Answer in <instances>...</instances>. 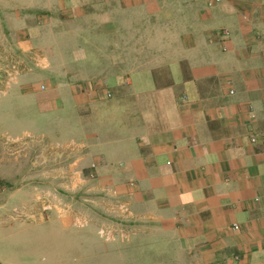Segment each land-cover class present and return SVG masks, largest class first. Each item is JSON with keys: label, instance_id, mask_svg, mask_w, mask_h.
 I'll return each instance as SVG.
<instances>
[{"label": "crops", "instance_id": "1", "mask_svg": "<svg viewBox=\"0 0 264 264\" xmlns=\"http://www.w3.org/2000/svg\"><path fill=\"white\" fill-rule=\"evenodd\" d=\"M205 2L0 0V66H18L25 93L39 72L54 122L23 143L40 147L36 172L0 163L17 184L0 192V264H25L11 241L41 229L36 264H264V0ZM42 194L75 197L87 222L41 213ZM115 199L131 213L119 223L103 217ZM110 223L132 238H75Z\"/></svg>", "mask_w": 264, "mask_h": 264}, {"label": "rangeland", "instance_id": "2", "mask_svg": "<svg viewBox=\"0 0 264 264\" xmlns=\"http://www.w3.org/2000/svg\"><path fill=\"white\" fill-rule=\"evenodd\" d=\"M207 0L205 2L206 6ZM148 7H144L142 10V15L146 16V12H148ZM223 30V29H222ZM225 40H223V43ZM225 47L227 49L226 44L224 43L222 45V49ZM51 51V50H50ZM129 51V50H128ZM223 51V50H222ZM226 51V50H225ZM57 56H54L53 54H47V58L45 60L44 66H53L55 63ZM70 58V56H67ZM73 57V56H72ZM98 56L90 55L89 61L92 62L94 66H101L103 63H105L104 60L98 62ZM127 65H130V61L132 60L133 56L127 55ZM32 63V62H31ZM33 70H41V68L37 67L35 64H31ZM92 66V65H87ZM44 70V69H43ZM8 72H10L9 66L8 68L6 66H0V99L6 98V96L11 97L10 100L15 102V106H12L6 109L0 110V163L6 164V162L11 158L12 162L10 163L12 165V170L10 173V176L16 179L22 178V175H29L31 173H34L37 171V167L34 165V168L30 166L29 170V156H33V154L38 153L40 151V147L33 146V148L29 149L26 144H23L25 142L29 141H35V143H40V137L38 134L43 129L49 128L54 126V122H52L47 117H41L40 109L43 107V100L47 94H50V91H46V89L41 88V86H46L47 84L44 83L42 80H40L41 77L39 76V72L35 73L33 78L30 80V85L25 89L27 92H23L20 88V84L24 83V78L18 77V75L11 79L9 82L8 80ZM38 74V75H37ZM27 81V80H25ZM26 83V82H25ZM10 89V90H9ZM9 90L8 95H4L5 92ZM30 133V135H26V138L22 143L11 145L10 147H7L3 142L5 139L8 140H22L21 137H10V136H18L22 133ZM7 134V135H5ZM9 135V136H8ZM28 137L32 138V140L28 139ZM42 140V139H41ZM43 141V140H42ZM8 155V156H6ZM32 167V169H31ZM4 175V176H3ZM7 175L0 172V184L5 185V190H8L10 187L17 186L16 183L7 184L4 183L3 177ZM22 180V179H21ZM35 187L38 188L37 185ZM39 189V188H38ZM63 194V193H62ZM67 197H70V193L65 194ZM73 196V195H72ZM47 197L49 199V196L47 194ZM74 197V196H73ZM75 198V197H74ZM74 198L72 200L70 198L66 200H61L62 203H66L70 205L72 208L76 209L77 202L74 201ZM58 199V198H56ZM54 199V200H56ZM53 200V201H54ZM38 202V201H37ZM74 205V206H73ZM54 213V212H53ZM55 214V213H54ZM18 216V215H17ZM72 224H69V226H72ZM74 228H77V231L79 230L81 236L75 237L85 240H94V242H101L102 244H113V243H126L128 240L132 238L131 237H119V236H110L109 233L103 232V231H91L89 233L86 232V230L90 228H86L83 226L76 225ZM45 231L44 229L36 230V231H30L26 233L25 235H15L12 239V246L16 252L17 255H20L23 257L24 263L28 264H36L37 258L34 254L30 253L29 251H32V249L35 248V243L37 244L39 240H42L45 237ZM84 236V238H83ZM27 246V247H24ZM6 248V246H5ZM23 252V253H21ZM44 255V254H40ZM38 256V260H39Z\"/></svg>", "mask_w": 264, "mask_h": 264}, {"label": "built area", "instance_id": "3", "mask_svg": "<svg viewBox=\"0 0 264 264\" xmlns=\"http://www.w3.org/2000/svg\"><path fill=\"white\" fill-rule=\"evenodd\" d=\"M220 0H207V7H212L213 5L219 3ZM221 35H228V31L223 29L219 31ZM223 50H225V48H223ZM44 57L43 56H39V57H34L32 58V63L35 64L37 67L39 68H43L44 67ZM10 72H8V82L15 78L18 73H19V68L18 66H11L9 67ZM44 86L42 85L41 88H43ZM45 89V87H44ZM21 139V138H20ZM28 139L32 140V138L28 137ZM251 141H254V138L251 137L250 138ZM22 141H24V139L18 141V140H8L5 139L4 140V144L7 147H10L11 145L14 144H18V143H22ZM33 142V141H32ZM35 142V141H34ZM44 142L41 141L40 139V144L42 145ZM75 148V145L73 144H69V145H63V146H57L56 149L59 152H71L73 151V149ZM35 160H33L34 162ZM32 162V164H33ZM34 166V164H33ZM88 179L90 180H94L96 179V177L94 176L93 173L88 175ZM130 187H134L135 184L133 182L129 183ZM5 191V186L0 184V192ZM76 192V191H74ZM74 194V193H71ZM130 196H128V200L129 201ZM128 202L126 201H121V200H113L112 204L113 206H111V208L109 210H107L106 212L103 213V217H105V219L113 221V222H120L123 221L124 219H127L130 217L131 213L128 207ZM38 204L40 207V212L45 214L49 211L54 212L58 218L61 219H69V221H72V223L75 224H83L85 222H87V217L86 216H82L81 212H79L78 210L72 208L70 205L66 204V203H62L60 199H56V200H48L46 198L45 194H42V196L39 198L38 200ZM234 230L238 229V225L234 224L232 227ZM103 232L109 233L110 236H120L123 237L126 235V232H124L123 230H120L116 225L110 223V224H106L102 227Z\"/></svg>", "mask_w": 264, "mask_h": 264}]
</instances>
